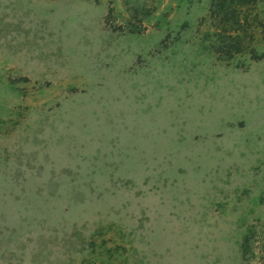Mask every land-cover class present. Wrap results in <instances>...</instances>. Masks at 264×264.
<instances>
[{
    "label": "rangeland",
    "instance_id": "374dc122",
    "mask_svg": "<svg viewBox=\"0 0 264 264\" xmlns=\"http://www.w3.org/2000/svg\"><path fill=\"white\" fill-rule=\"evenodd\" d=\"M0 264H264V0H0Z\"/></svg>",
    "mask_w": 264,
    "mask_h": 264
}]
</instances>
